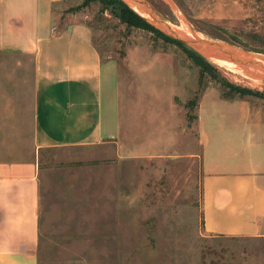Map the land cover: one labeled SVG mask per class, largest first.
<instances>
[{"label":"rangeland","instance_id":"1","mask_svg":"<svg viewBox=\"0 0 264 264\" xmlns=\"http://www.w3.org/2000/svg\"><path fill=\"white\" fill-rule=\"evenodd\" d=\"M145 1L171 25L185 21L203 37L245 48L234 34L264 48V0ZM54 13L58 26L92 29L111 135L39 150L35 58L0 51V163L39 161L40 264H264V240L204 232L199 116L207 97L224 98L213 71L202 73L186 51L128 27L98 0H63ZM205 58L221 78L264 91V79ZM228 100L264 105L256 95Z\"/></svg>","mask_w":264,"mask_h":264},{"label":"crops","instance_id":"2","mask_svg":"<svg viewBox=\"0 0 264 264\" xmlns=\"http://www.w3.org/2000/svg\"><path fill=\"white\" fill-rule=\"evenodd\" d=\"M63 0H0V51L35 58L37 148L95 143L105 62L82 22L58 26ZM199 120L206 235L264 240V105L207 97ZM39 161L0 163V264H40Z\"/></svg>","mask_w":264,"mask_h":264},{"label":"trees","instance_id":"3","mask_svg":"<svg viewBox=\"0 0 264 264\" xmlns=\"http://www.w3.org/2000/svg\"><path fill=\"white\" fill-rule=\"evenodd\" d=\"M94 0H86L87 4H90ZM102 5V11L110 10L116 17L122 22L128 25V27H134L144 29L155 34L158 38L163 39L166 42L173 43L186 51L193 61L200 66L202 73L206 71H213L210 76L213 80L217 81L223 88V97L226 99H233L237 96L243 98L245 95H256L264 99V91L252 90L235 83L229 82L219 76L216 66L208 61L202 54L198 53L191 47H189L183 41L165 33L160 28L149 22L143 15L138 13L135 9L130 7L124 0H98ZM231 41L236 44H240L250 50L264 52V48H261L252 42L241 39L238 35H231Z\"/></svg>","mask_w":264,"mask_h":264},{"label":"water","instance_id":"4","mask_svg":"<svg viewBox=\"0 0 264 264\" xmlns=\"http://www.w3.org/2000/svg\"><path fill=\"white\" fill-rule=\"evenodd\" d=\"M136 2H138L143 8H146L145 10H147L148 7L151 9L152 12H147L155 16V19L158 20V23H156L158 28H160L165 33L183 41L190 47L199 51L208 59L211 60L214 58H219L232 62L237 68L243 69L250 75L256 78L264 79V62L260 56L263 54L245 49L229 42L214 38L201 37L192 28V34H186L183 30L179 29L178 26L165 22L158 14L154 12L152 7L145 0H136ZM128 4L132 6L130 3Z\"/></svg>","mask_w":264,"mask_h":264},{"label":"bare ground","instance_id":"5","mask_svg":"<svg viewBox=\"0 0 264 264\" xmlns=\"http://www.w3.org/2000/svg\"><path fill=\"white\" fill-rule=\"evenodd\" d=\"M128 3H130L136 11H138L139 13H141L145 18L148 19V21L150 20L151 22L153 23H158V20L155 19V16L149 14L147 11H151V9L148 7L147 10H145L146 8H143L138 2H136V0H126ZM180 15V13H179ZM183 16V15H182ZM181 19V18H180ZM168 23V22H167ZM170 24V23H168ZM174 24V23H173ZM174 25H177V24H174ZM190 24H187L185 21L182 23V26L179 27V29L183 30L186 34H190L191 33V26H189ZM198 33V32H197ZM192 34V33H191ZM200 34V33H199ZM201 37H203V35H199ZM205 37V35H204ZM263 62H264V56L263 55H260ZM215 63L219 64L220 66H223L229 70H231L232 72L234 73H237L238 75H241V76H244V78H249V79H252V80H255V81H262V78H256L252 75H250L249 73H247L246 71H244L243 69L241 68H237L232 62H229V61H226V60H223V59H219V58H214L212 59Z\"/></svg>","mask_w":264,"mask_h":264}]
</instances>
